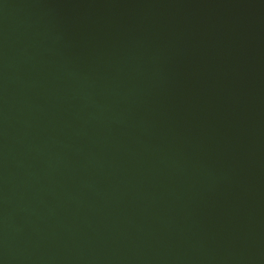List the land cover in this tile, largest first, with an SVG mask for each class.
<instances>
[{
  "label": "water",
  "instance_id": "1",
  "mask_svg": "<svg viewBox=\"0 0 264 264\" xmlns=\"http://www.w3.org/2000/svg\"><path fill=\"white\" fill-rule=\"evenodd\" d=\"M0 264H264V0H0Z\"/></svg>",
  "mask_w": 264,
  "mask_h": 264
}]
</instances>
